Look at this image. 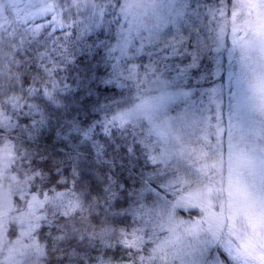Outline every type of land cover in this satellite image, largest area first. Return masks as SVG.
Instances as JSON below:
<instances>
[{
	"label": "snow or ice",
	"instance_id": "snow-or-ice-1",
	"mask_svg": "<svg viewBox=\"0 0 264 264\" xmlns=\"http://www.w3.org/2000/svg\"><path fill=\"white\" fill-rule=\"evenodd\" d=\"M0 264H264V0H0Z\"/></svg>",
	"mask_w": 264,
	"mask_h": 264
},
{
	"label": "rangeland",
	"instance_id": "rangeland-1",
	"mask_svg": "<svg viewBox=\"0 0 264 264\" xmlns=\"http://www.w3.org/2000/svg\"><path fill=\"white\" fill-rule=\"evenodd\" d=\"M223 68H222V71L220 73V76L219 78L216 80V83L217 84H222L223 86H225V96L227 94V85L229 83L228 81V60H227V57L225 56L224 59H223ZM180 215L183 217V218H188L187 216V213H184L181 211Z\"/></svg>",
	"mask_w": 264,
	"mask_h": 264
}]
</instances>
